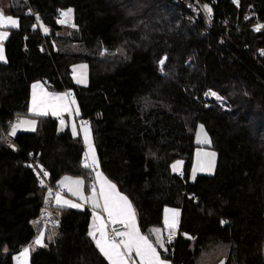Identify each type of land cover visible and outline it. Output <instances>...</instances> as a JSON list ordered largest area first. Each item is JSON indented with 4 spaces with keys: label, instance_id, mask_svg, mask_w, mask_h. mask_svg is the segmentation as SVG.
<instances>
[{
    "label": "trees",
    "instance_id": "trees-1",
    "mask_svg": "<svg viewBox=\"0 0 264 264\" xmlns=\"http://www.w3.org/2000/svg\"><path fill=\"white\" fill-rule=\"evenodd\" d=\"M7 4L18 27L0 63V264H13L41 230L44 246L30 264H108L88 235L89 209L54 208L58 225H37L56 183L89 172L80 136L51 117L10 135L17 119L29 118L35 82L72 95L99 169L130 200L142 234L161 227L165 207L180 209L174 252L167 245L164 258L198 264L218 243L224 264H264V29H253L264 23V0ZM68 10L71 21L58 23ZM78 64L87 67L85 86L73 80ZM198 124L217 154L216 171L189 182ZM178 160L182 171L172 173Z\"/></svg>",
    "mask_w": 264,
    "mask_h": 264
},
{
    "label": "crops",
    "instance_id": "crops-1",
    "mask_svg": "<svg viewBox=\"0 0 264 264\" xmlns=\"http://www.w3.org/2000/svg\"><path fill=\"white\" fill-rule=\"evenodd\" d=\"M8 7V4L4 1L0 0V12H2L5 16H10L7 13H5L6 8ZM13 17V16H11ZM14 19H16L15 17H13ZM17 20V19H16ZM261 26L264 25V23H260ZM17 27L14 28H0V32L3 31H7L8 32V36L11 33V31L13 29H16ZM264 28V27H262ZM7 36V38H8ZM6 39H4L3 41H0V44H2L3 46V54H4V44L6 42ZM5 57V54H4ZM6 60V58H5ZM1 63V62H0ZM34 85H37L38 87L34 88ZM35 95L36 98V107L38 111H46L47 115H37L34 114L32 112H30V108H32L33 106V96ZM56 96H65L64 100H56L54 99V97ZM67 106L66 110L65 107ZM56 108L58 111V115H54L53 114V108ZM27 113H28V117L29 118H20L17 119L15 121V123H18L21 119H27V120H32L35 121V118H45V117H51L55 120H59L61 119L63 121V127L68 128V130L72 133V135L74 136H80L83 146H84V153H85V157H84V163L88 162L89 164H91V159L88 158L90 157V153H89V147L88 144L85 143V128H87L89 131V127L88 125L84 123H82V121H79L77 118L78 114H77V110L75 108V105L73 103V99L70 96V94L68 92H58V91H52L49 90L47 85L43 82H35L30 86V95H29V103H28V109H27ZM36 121L34 124V129L36 128ZM13 125V124H12ZM80 127H83L84 130L80 129ZM75 128V134L73 132V129ZM33 130V126L32 125H20L17 129V132H22V131H32ZM12 131V129H11ZM10 131V133H11ZM16 132V133H17ZM91 146L95 151V159L97 161L98 167L96 166V170L91 171L88 169L89 175L88 178H84V177H72V176H63L57 183L56 186L57 188H62L64 190L63 194H60L61 197L65 200H69L72 203L75 204H79L81 205V207H77V208H72V207H57L55 202H54V207L57 210H62V209H73V210H78L81 211L83 209H89L90 213H91V222H90V228L89 231L92 229L93 225H99L101 223H103V225L105 226L104 230L108 235V227L113 223L106 212H104L103 210V199L100 197V189H101V183L100 180H106L108 182H110L111 184L115 185L112 181H110L106 175L99 169V163H98V157H97V153H96V149L94 146V143L92 141V136H91ZM86 158H88L86 160ZM95 166V165H94ZM97 173L100 174L99 178L97 176ZM76 180H80L83 181V184L79 186L71 183L72 181H76ZM78 190V194L77 195H73V192ZM95 190V196L93 195V191ZM115 191L117 193H119L121 196L126 197L124 194H122L121 192H119V190L117 189L116 185H115ZM88 198H92V199H88ZM56 199V196H55ZM128 199V197H127ZM87 200V202H86ZM128 201L130 202V200L128 199ZM94 202H98L100 204L99 208H94L93 207V203ZM131 204V202H130ZM132 206V204H131ZM165 207L162 213V225L161 227H157V228H161L162 230V235H158L160 240L163 242L164 247L161 248L159 244L156 243L157 238L154 236V228L150 229V233L149 235H144L141 233L139 226H138V221H137V217H136V213L134 211V208L132 206V209L135 213V226L136 228L139 230L140 234L142 236H145L146 238H148L149 243H151L153 245L154 248H156L157 253L160 255L161 259H163L164 261H166V264H172L171 261H169L168 259L163 257V253L166 254V250H167V243H166V236L172 232L174 233L173 228H169L166 226L165 221L167 219V221L171 224L173 222V220H175V222H177V232L174 233L176 239L178 237V228H179V221H180V215H181V211L178 208H172L174 210H166ZM96 213V215H98L101 219L99 221L94 219V215L93 213ZM174 213H178V215L174 216ZM176 224V223H175ZM126 231H128V229L126 228ZM156 234H159L158 232H156ZM91 237V236H90ZM185 239H189L187 236H183ZM37 238V236H36ZM34 238L32 240V242L30 244H28L27 246H25L24 248H22L16 255H14L13 257V264H30V255L31 253L38 247H41L40 245H37L34 243L35 239ZM96 238L99 239L100 238V233L97 232L96 233ZM91 239L93 240L95 246V240L91 237ZM119 243V242H117ZM43 244H44V240H43ZM97 247V246H96ZM25 248L29 249V254L27 257H23L22 253L24 251ZM98 249V248H97ZM123 250V249H122ZM98 251L100 252V250L98 249ZM101 256L105 259V261L109 264V261L103 256V254L100 252ZM170 254V253H169ZM173 255V254H170ZM126 258H127V264H140V258L136 255L135 250H133L131 253H127L126 254ZM262 258H263V262H264V245H263V249H262ZM223 262V261H222ZM220 262V263H222ZM198 264H204V263H199ZM224 264V262H223Z\"/></svg>",
    "mask_w": 264,
    "mask_h": 264
},
{
    "label": "snow or ice",
    "instance_id": "snow-or-ice-1",
    "mask_svg": "<svg viewBox=\"0 0 264 264\" xmlns=\"http://www.w3.org/2000/svg\"><path fill=\"white\" fill-rule=\"evenodd\" d=\"M205 10L211 14V8H209L207 5L204 6ZM71 10H68V12H62L61 13V20L58 21V23H65L67 21V18L70 17ZM14 28L18 27V20L14 19L11 16H5L2 12H0V28ZM261 27L264 26H257L255 29L256 31H260ZM45 32L47 29H44ZM8 36L7 31L0 32V41H3ZM264 55V52L261 53ZM5 59L3 54V47L2 44H0V61H3ZM165 63V60L162 59L160 61V64L163 65ZM38 87L37 85H34V88ZM212 96H215L216 93L211 92L209 93ZM56 100H64L65 96H56L54 97ZM74 103V101H73ZM65 110L67 106H64ZM30 112L37 114V115H47L46 111H38L36 107V98L35 95L33 96V106L30 108ZM53 114L58 115L57 109L53 108ZM63 123V121H61ZM34 124L35 121L27 120V119H21L18 123L12 125V131L10 135L15 136L17 129L20 125H32L34 130ZM85 143L88 144L89 147V153L91 159V164L88 162L84 163V167L88 168L90 166H97V161L95 159V151L91 146V133L90 131L85 128ZM203 131V129H201ZM73 132L75 134V128L73 129ZM202 143H207V138L205 136V139L201 141ZM199 155V154H198ZM205 155L210 156L212 161L215 160V153H206ZM86 158V160L88 159ZM42 170V169H41ZM174 170L175 167H174ZM199 170H207L210 171L211 168H204L201 167ZM43 171V170H42ZM43 175L46 177L48 173L46 171L43 172ZM97 176L99 178L100 174L97 173ZM41 185H43L44 181H40ZM71 183L78 186L83 184V181L76 180L72 181ZM101 183V189H100V197L103 199V210L107 213L109 219L113 223H121L124 225L125 228L128 229V231L125 232H117L116 235L121 237L119 243L115 242L114 238L108 237L107 233L105 232L104 228L105 226L103 223L99 225H93L92 229L89 231L88 235L91 236L96 243L97 248L100 250V252L103 254V256L109 261V264H127V258L126 254L131 253L133 250H135L136 255L140 258V264H166V261L161 259L160 255L157 253L156 248L153 247L151 243H149L148 238L145 236H142L139 232V230L135 226V213L132 209V206L130 202L128 201L127 197L121 196L119 193L115 191V185L111 184L110 182L106 180H100ZM78 190L73 192V195H77ZM93 195L95 196V190L93 191ZM92 199V198H88ZM87 202V200H86ZM55 204L57 207H72L77 208L81 207L79 204L72 203L69 200H65L61 197L60 193H56V199ZM94 208H99L100 204L98 202L93 203ZM94 219L99 221L101 218L96 215V213H93ZM178 215V213H174V216ZM222 223H224L222 221ZM165 224L169 228L175 227V220L170 224L167 219L165 221ZM158 231V230H157ZM100 233V238H96V233ZM44 231H40L39 235L35 239L34 243L40 246H44L43 240H44ZM174 233H169V242H171L172 236ZM156 243L160 245L161 248L164 247L163 242L160 240L159 236L157 237ZM123 249V250H122ZM29 254V249L25 248L22 256L27 257Z\"/></svg>",
    "mask_w": 264,
    "mask_h": 264
},
{
    "label": "rangeland",
    "instance_id": "rangeland-1",
    "mask_svg": "<svg viewBox=\"0 0 264 264\" xmlns=\"http://www.w3.org/2000/svg\"><path fill=\"white\" fill-rule=\"evenodd\" d=\"M1 1H6L7 3L9 0H1ZM69 21H71L70 17L67 18ZM257 26H261L260 24H256L253 26V29L255 30ZM264 26V25H263ZM264 28L261 27L260 31H262ZM256 31V30H255ZM259 31V32H260ZM3 46V45H2ZM1 63L5 62V59L3 61H0ZM74 75V82L78 85L85 86L87 84V67L85 64H78L75 67H73L72 71ZM70 94V93H69ZM72 97V95H71ZM222 103H219L223 107H225L223 104L224 101L221 100ZM78 119V118H77ZM79 120V119H78ZM80 121V120H79ZM82 123H86L82 121ZM16 124V123H14ZM12 129V128H11ZM10 129V131H11ZM80 129L84 130L83 127H80ZM203 129V131H201ZM35 130V129H34ZM32 131H26V132H33ZM205 136L207 138V143H202L201 141L205 139ZM194 152L192 155V164L188 176L189 182H193L197 176L199 175H204V176H213L216 171V163H217V154L215 150L212 149L211 142L209 139V136L202 124H198L195 129V134H194ZM206 153H215V160L214 162L212 161L210 156L205 155ZM199 154V155H198ZM182 165L183 162L178 160L174 161L170 165V170L172 173H179L182 171ZM174 167L176 170H174ZM201 167L208 168L210 167L211 170H199ZM49 194V193H48ZM55 208V207H54ZM166 210H174L170 207L166 208ZM58 214V213H56ZM175 227L173 228L174 233L177 232V222H175ZM154 236L157 238L158 235H162V230L161 228H154ZM158 230V231H157ZM158 232L159 234H156ZM225 254H226V246L223 244H212L209 245V247L200 255L199 258V263H206V264H223L225 263ZM223 261V262H222ZM198 262V261H196ZM222 262V263H220Z\"/></svg>",
    "mask_w": 264,
    "mask_h": 264
},
{
    "label": "built area",
    "instance_id": "built-area-1",
    "mask_svg": "<svg viewBox=\"0 0 264 264\" xmlns=\"http://www.w3.org/2000/svg\"><path fill=\"white\" fill-rule=\"evenodd\" d=\"M204 16L206 18V20L208 21L209 25H212V16L211 14H209L206 10H203ZM209 98V97H208ZM59 123H61V119L57 120ZM89 169L91 171L96 170L95 166H90ZM181 177H183V175L181 174ZM56 193H60L63 194L64 190L62 188H55L50 190L49 194L46 197L45 200V207L44 209L41 211L40 216L37 220V225L39 227L42 228H55L58 225V218H57V210L54 209V202H55V196ZM191 198H193V195H190ZM126 228L124 227L123 224L117 222V223H112L109 227H108V237L110 238H114L115 242H119L121 237L117 236L116 233L117 232H125ZM169 234L166 236L165 240L166 243L168 245H170V250L169 253L173 254L174 252V248L171 246L174 241L176 240L175 235L172 236L171 242H169Z\"/></svg>",
    "mask_w": 264,
    "mask_h": 264
},
{
    "label": "bare ground",
    "instance_id": "bare-ground-1",
    "mask_svg": "<svg viewBox=\"0 0 264 264\" xmlns=\"http://www.w3.org/2000/svg\"><path fill=\"white\" fill-rule=\"evenodd\" d=\"M95 169H97L96 166H95Z\"/></svg>",
    "mask_w": 264,
    "mask_h": 264
}]
</instances>
